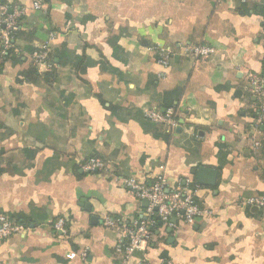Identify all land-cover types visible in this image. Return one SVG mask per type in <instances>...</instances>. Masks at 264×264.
Wrapping results in <instances>:
<instances>
[{
  "label": "crops",
  "instance_id": "crops-1",
  "mask_svg": "<svg viewBox=\"0 0 264 264\" xmlns=\"http://www.w3.org/2000/svg\"><path fill=\"white\" fill-rule=\"evenodd\" d=\"M0 4L28 9L0 68V216L23 227L0 241V264H124L120 237L148 208L124 181L161 174L170 189L199 186L212 213L159 224L127 264H264V206L248 203L264 199V127L248 89L264 74V0ZM201 44L215 53L185 51ZM152 108L173 109L178 126L149 121ZM90 158L105 168L86 171Z\"/></svg>",
  "mask_w": 264,
  "mask_h": 264
},
{
  "label": "built area",
  "instance_id": "built-area-1",
  "mask_svg": "<svg viewBox=\"0 0 264 264\" xmlns=\"http://www.w3.org/2000/svg\"><path fill=\"white\" fill-rule=\"evenodd\" d=\"M216 1L221 2L222 0ZM32 8L34 11H41L43 7L41 3L35 2ZM27 13L28 9L26 7L14 9L7 4H0V64L5 63L10 57V53L14 48L16 35L20 31ZM50 39L51 41L54 39L53 33ZM50 50V44L47 43L41 50L32 53L35 63L37 65L45 63L48 60ZM185 51L194 59H204L211 57L215 53V48L211 45L201 44L189 46ZM161 55V63L164 67H168L170 51L161 49ZM248 89L252 96L257 99L256 125L258 128L260 126L264 127V74L252 75ZM145 116L152 123L163 125L170 130L178 126L173 109H169L166 112H161L154 108L147 109L145 110ZM260 135V139L254 140L255 148L262 146L264 143V131ZM83 167L86 171L93 172L104 169L105 165L98 158H90ZM124 182L139 199L148 202V208L144 217L126 227L120 237L117 252L122 255L124 264H127L137 252L144 250L145 246L154 236V228L158 221L172 225V221L175 219L185 224H193L197 219L212 213L202 208L198 202L199 186L192 187L179 184L177 187L170 189L163 174L158 175L151 185L138 183L134 179H126ZM248 203L263 207L264 199L253 198L249 199ZM106 224L108 226L114 225L113 221L109 219L106 221ZM55 228L65 233L64 219H60L55 224ZM22 229L21 225L11 221L9 217L0 216V241L18 235ZM85 256L86 254L81 255L83 259ZM72 257H76V254H72Z\"/></svg>",
  "mask_w": 264,
  "mask_h": 264
},
{
  "label": "water",
  "instance_id": "water-1",
  "mask_svg": "<svg viewBox=\"0 0 264 264\" xmlns=\"http://www.w3.org/2000/svg\"><path fill=\"white\" fill-rule=\"evenodd\" d=\"M208 174H210L209 172H207V171H204V170H201L200 169V171H199V182H201V183H204V182H206V181H204L205 179H206V176L208 175ZM160 224H163L162 222H160Z\"/></svg>",
  "mask_w": 264,
  "mask_h": 264
},
{
  "label": "trees",
  "instance_id": "trees-1",
  "mask_svg": "<svg viewBox=\"0 0 264 264\" xmlns=\"http://www.w3.org/2000/svg\"><path fill=\"white\" fill-rule=\"evenodd\" d=\"M6 63V62H5ZM5 63H3V64H0V68H1V66H3ZM159 224H160V222L158 221V223H157V225H156V227L154 228V233H155V230L159 227Z\"/></svg>",
  "mask_w": 264,
  "mask_h": 264
}]
</instances>
